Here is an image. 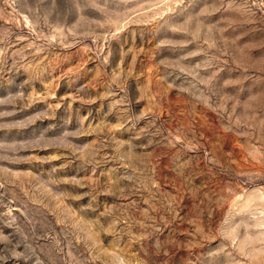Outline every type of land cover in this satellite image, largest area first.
Wrapping results in <instances>:
<instances>
[{"label": "rangeland", "instance_id": "rangeland-1", "mask_svg": "<svg viewBox=\"0 0 264 264\" xmlns=\"http://www.w3.org/2000/svg\"><path fill=\"white\" fill-rule=\"evenodd\" d=\"M0 264H264V0H0Z\"/></svg>", "mask_w": 264, "mask_h": 264}]
</instances>
